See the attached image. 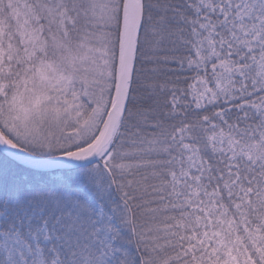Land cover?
I'll list each match as a JSON object with an SVG mask.
<instances>
[{"label": "snow or ice", "instance_id": "obj_1", "mask_svg": "<svg viewBox=\"0 0 264 264\" xmlns=\"http://www.w3.org/2000/svg\"><path fill=\"white\" fill-rule=\"evenodd\" d=\"M0 264H264V0H0Z\"/></svg>", "mask_w": 264, "mask_h": 264}]
</instances>
